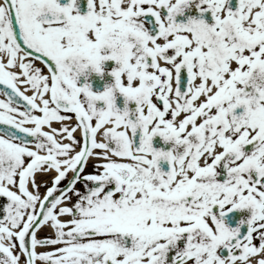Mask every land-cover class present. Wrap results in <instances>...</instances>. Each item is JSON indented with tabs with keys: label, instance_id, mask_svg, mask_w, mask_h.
Instances as JSON below:
<instances>
[{
	"label": "snow or ice",
	"instance_id": "snow-or-ice-1",
	"mask_svg": "<svg viewBox=\"0 0 264 264\" xmlns=\"http://www.w3.org/2000/svg\"><path fill=\"white\" fill-rule=\"evenodd\" d=\"M85 6L0 0V264H264V0Z\"/></svg>",
	"mask_w": 264,
	"mask_h": 264
},
{
	"label": "flooded vegetation",
	"instance_id": "flooded-vegetation-1",
	"mask_svg": "<svg viewBox=\"0 0 264 264\" xmlns=\"http://www.w3.org/2000/svg\"><path fill=\"white\" fill-rule=\"evenodd\" d=\"M67 0H61V3H66ZM86 0H80V10L81 12H85L86 11V6H85ZM229 4L230 6L234 9L237 6V0H229ZM200 13L197 11V9L195 8V5L193 4L192 6H190L189 9L185 10V13L183 15H178L177 16V20H187V18L189 16H199ZM204 18L207 20H211V14L210 13H205L204 14ZM111 62H109L106 65L107 69L111 68ZM113 81V78L111 77V75L109 74V72L106 70L105 73L103 75L100 74H96V73H92L91 75H89L87 78L85 77H81L79 83L83 84V83H90L92 86V89L94 91H103L105 86L108 84H111ZM117 104L120 107H123V97L118 96L117 97ZM131 106V105H130ZM153 144L154 147L156 148H161L164 150H168L171 148L172 144L171 142L165 143L163 141V139L159 136L154 137L153 140ZM160 166L162 168V170L167 171L169 168L168 162L167 161H161L160 162ZM250 215V213L248 212V210H234L232 213H229L226 217V223L229 224V226L235 227L238 225V222L241 219H246V217ZM242 232L246 230V225H242L241 226ZM40 236L45 235V232H41L39 233ZM40 251H42L43 249H38Z\"/></svg>",
	"mask_w": 264,
	"mask_h": 264
}]
</instances>
